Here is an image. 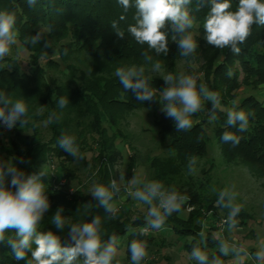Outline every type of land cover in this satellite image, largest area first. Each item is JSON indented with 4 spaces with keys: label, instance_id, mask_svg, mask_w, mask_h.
Listing matches in <instances>:
<instances>
[{
    "label": "trees",
    "instance_id": "1",
    "mask_svg": "<svg viewBox=\"0 0 264 264\" xmlns=\"http://www.w3.org/2000/svg\"><path fill=\"white\" fill-rule=\"evenodd\" d=\"M231 3L235 10L238 0H231ZM4 8L16 12L18 41L22 48L26 49L28 56L24 61L13 60L12 57H6L0 61V90L7 92L14 100L24 98L29 115L37 123L46 120L52 111L61 115L58 122L47 125L51 135L46 140H43L40 135L39 127L34 128L31 124L20 126L18 123L16 127L8 130L14 157H22L28 161L23 168H20L26 175L36 172L41 164L54 162L57 158L63 177L70 176L71 168L65 165L64 160L69 162L72 156L60 149L57 144L61 133L75 135L80 152H96L99 157L112 164L116 158V154L111 152L112 148H116L115 135L122 136L119 129L112 131V127L117 123V112L122 113L140 107L153 109L157 113L155 125L158 128L160 141L165 142L163 143L165 147L176 152V157L171 159L195 156L206 151L205 143L208 136L205 126L209 123L210 102L205 104L202 111L191 117L193 120L191 130L177 132L174 121L167 118L161 111L158 101L159 92H157L158 99L154 102H139L131 91H124L119 79L115 76V69L118 67L134 65L139 60L144 62L143 52H148L153 57V61L161 63L172 64L181 58L178 46L171 41L170 36L168 55L163 53L157 55L147 45H140L134 40L127 32L128 25L135 23L134 7L125 12L118 0H37L35 7H29L27 0H0V9ZM207 11L208 9L205 8L200 12H192L201 25L200 28H193L192 31L201 33L195 37L200 45L199 48L209 52V56L202 64L205 83L210 90L220 93L222 108L228 105L229 99H233V97L229 98L230 90L236 92L237 89L238 92L241 85V79H238L239 72L235 70V62L243 69L244 84L264 83V27L253 25L252 34L239 45L241 52L238 55L233 54L230 49H225L221 53L219 49L208 45L203 39L202 23ZM121 15L125 16L122 21ZM112 21H117L120 28L125 31L124 39L117 37L110 26ZM49 28L51 30L45 34L44 39L51 41L53 49L59 50L60 55L55 60L51 56L54 50L44 49L43 40L35 46L23 44L25 38H30L41 29ZM65 49H67V55L64 54ZM86 57L88 61H91L88 67L83 64V59ZM46 67L49 69L65 67L64 78L58 86L52 82ZM229 69L234 73L231 78L227 75ZM50 81L52 84L49 83ZM150 85L158 90H163L165 87L163 80L156 77H153ZM259 90L260 87L257 88L256 93L247 94L236 101L239 109L246 113H254V116L249 117L247 131L238 132L235 128L227 127L225 110L218 111V119L212 123L214 124L213 134L226 157H239L264 174V93L260 94ZM54 92L55 100L52 99ZM61 96L69 99L68 105L62 110L56 106V101ZM40 106L46 107L45 111L42 114L33 115L38 112ZM232 106L231 101L230 108ZM3 128L6 127L0 124V131ZM108 130L111 132L110 135ZM224 131L234 132L241 138L240 143L235 146L224 143L221 140ZM153 166L155 175L152 179L162 182L167 180L165 184L171 185L169 181L173 179L174 172L169 169L171 163L168 159L154 161ZM103 174L107 176L105 167ZM103 180H105L104 177ZM47 195L53 202L59 201L69 208L72 207L70 213L76 208L83 211L77 223L91 222L96 215L104 219L106 215L104 208L99 206L94 198L83 197L84 207L77 198L69 199L68 194L62 189L49 190ZM194 204L195 201L191 203V205ZM213 209L214 211L217 209L216 205ZM183 210L184 207L181 211ZM214 211L211 212V219L207 222L205 229L202 227L201 220L207 215L202 209L195 208L185 219L177 216L179 212L167 218V226L171 227L178 241L183 239L182 249L187 254L190 255L193 244L201 239L199 233L203 231L207 236V246L201 245V247L209 256L213 253L220 255L217 241L213 239L216 236L214 230L218 229L214 222L219 219V215ZM53 215L51 213H48V216L45 215L40 224V230H52L64 241L67 239V223L63 232L55 229L52 225ZM144 220L145 217L129 219L117 213V217L110 220L113 226L105 231L106 234L102 239L107 240L115 233L119 238L118 252L124 259H130L128 246L132 239L146 240L148 251L153 246L164 247L167 244L164 237L151 233L144 236L138 234V230L146 224ZM238 221V224H244L246 219ZM130 229L132 231H129ZM14 234V230L6 232V236ZM221 258L225 261L229 259V257ZM27 259H31L30 253L27 254ZM0 264H27V260L15 261L6 243H0ZM120 264L125 263L120 262Z\"/></svg>",
    "mask_w": 264,
    "mask_h": 264
},
{
    "label": "clouds",
    "instance_id": "2",
    "mask_svg": "<svg viewBox=\"0 0 264 264\" xmlns=\"http://www.w3.org/2000/svg\"><path fill=\"white\" fill-rule=\"evenodd\" d=\"M118 3L127 12L129 8H135V23L128 25L127 32L140 45L147 47L159 55L169 53V36L176 43L179 55L184 58L195 57L196 50L200 46L196 40L193 28H200V23L192 12H200L207 8L203 17V39L208 45L219 49L221 53L230 49L233 54H239L243 44L252 34L253 25L264 27V0H238L233 10L231 0H118ZM29 7H35L37 0H27ZM125 16L121 15L120 20ZM17 14L9 8L0 9V61L6 57L19 60L25 48L17 47L15 53L13 47L18 45L19 31L16 28ZM111 28L117 37L124 39L125 31L117 21H112ZM51 29H41L30 38H25L24 45H37L43 40L44 49H53L52 43L44 39ZM52 59L59 57L58 49H53ZM67 55V49L64 50ZM144 63L140 66H121L115 69V76L119 79L125 92L131 91L139 102H154L158 99L161 111L174 121L177 132L188 131L193 127L192 116L210 102L208 110L209 122L218 119L217 112L224 111L221 108V96L217 91L210 90L203 82V74H186L181 71L178 74H161L162 65L159 61H153L148 52L142 53ZM151 65L150 67H146ZM153 74L162 77L165 87L158 90L150 85ZM227 75L231 78L234 73L229 69ZM52 99L55 100V92ZM69 99L61 96L56 101L59 109H64ZM46 107L40 106L37 113L42 114ZM225 124L229 128H235L238 132H245L249 127V117L254 113H246L239 109L238 102L226 110ZM61 115L55 111L49 113L43 121L45 126L58 122ZM19 123L20 126L39 127L40 125L29 115L28 105L24 98L12 99L5 91L0 90V124L8 130L13 129ZM240 137L231 131H224L221 140L231 143L233 146L240 143ZM77 138L72 134L61 133L57 144L60 149L74 158V161L84 160L76 142ZM174 154V153H173ZM15 161V162H14ZM22 157H13L7 160L0 158V243H6L15 261L27 260V264H120L118 256L119 238L113 233L107 240L105 236L104 220L117 217V207L114 200L120 196L121 183L125 180L124 173L119 180L112 179L108 185L93 182L90 195L105 210L104 220L96 215L91 222L68 223L67 239L62 241L60 235L54 231H41L40 224L44 220L45 213L50 209V201L47 195L48 184L44 178L49 176L45 167L38 172L26 175L18 164H25ZM197 159L194 156L188 158V172H196ZM134 175L124 184V192L135 203V207L146 206V224L138 230L140 236L146 235L150 229L160 231L165 228L167 218L173 213L182 210L189 197L181 194L175 186H165L156 179L149 180L142 176L137 168L133 169ZM120 181V182H118ZM210 191L215 193V204L221 209L227 210V216L223 223L227 225V231L232 233L237 230L238 215L244 205L237 202L238 192L235 185L231 188L217 190L213 186ZM78 211V210H77ZM63 208H58L52 216V225L62 232L66 227V217L62 215ZM14 230V235L6 236V232ZM129 231H132L131 229ZM200 240L193 244L189 259L196 264H245L251 259L253 264H264V240H261L255 252H249L244 244H238L222 236H214L220 255L213 253L211 256L201 247L207 246L205 232L199 233ZM35 245V247H33ZM128 251L131 264H142L148 257V242L142 239H132ZM30 253L31 259H27ZM221 257H231L225 261Z\"/></svg>",
    "mask_w": 264,
    "mask_h": 264
},
{
    "label": "rangeland",
    "instance_id": "3",
    "mask_svg": "<svg viewBox=\"0 0 264 264\" xmlns=\"http://www.w3.org/2000/svg\"><path fill=\"white\" fill-rule=\"evenodd\" d=\"M17 47H22L19 41L18 45L13 47L14 53ZM27 56L26 51H23L19 61L26 60ZM207 56H209V52L198 47L195 57H181L172 64L160 62L162 65L161 74L171 72L175 75L181 71L186 74L202 73L203 82L205 83L202 64ZM143 63V61L139 60L134 65L140 66ZM83 64L86 65L85 67H88L91 65V61H88L86 57L83 59ZM150 66L147 65L146 67ZM234 66L235 70L239 72L238 79H241V85L238 92L236 89V92L233 90V93L230 90V93H228L229 98L233 97V99H229L228 105L222 107L225 111L230 108L231 101L233 104L240 97L250 93L254 94L259 87V93H264V83L255 82L254 85L249 83L244 84L242 82L244 78L242 67L237 62H235ZM46 70L52 78V82L57 86L62 82L64 78L63 73L66 72L65 67L61 69H49L46 67ZM153 77L163 80L162 77L156 76L155 74H153ZM52 82L50 81L49 83L52 84ZM117 114V123L112 127V131L119 129L118 131L121 132L122 136L115 135L117 137L114 145L116 148H112L113 150L111 151L112 154H116L114 162L112 164L108 161L106 162L96 152L81 151L84 155L83 161L76 162L73 157L69 162L64 160L65 165L71 168H69L71 172L68 178L63 177V171L58 166L57 158L54 162L43 163L36 169V172L41 167L47 169L49 176L44 178L45 183L48 184L47 191L62 189V191L68 194L67 197L69 199L75 197L85 207L83 197L93 198L90 195V188L94 181L108 185L112 179L119 180L121 173H124L125 180L127 181L134 175L133 169L135 168H137L142 176L152 180V177L155 175L153 162L167 158L168 162L171 163L169 169H172L174 172L173 179L169 181L171 185L168 186H175L181 194L189 197V200L184 203V210L179 212L177 216L185 219L188 217V213L195 208L202 209L204 214L207 215V217L201 220L202 227L205 229L208 225L207 222L211 219L210 214L214 211L213 208L216 205L215 201L217 199L216 194L212 193L210 189L215 186L217 190H220L231 188L235 185V191L239 193L237 202L244 205L237 220L246 219V222L244 224H238L237 230L229 233L227 231V225L223 223L227 216V210L216 206L217 209L214 212L219 215V219L214 222V225L218 228L214 230V233L216 236H222L238 244H244L249 252H255L257 250L260 241L264 240V174L257 167L239 157H226L221 149L220 143L213 134V123L209 122L205 126L208 136L205 143L206 151L194 156L197 159L195 165L196 172L189 174L187 165L190 156L173 158L174 160L171 159L175 156L176 152L165 147V142L160 141L158 128L155 125L157 113L153 109L140 107L122 113L117 112ZM38 124L40 125L39 130L41 131L40 135L43 140L48 139L51 135L50 130L43 124V121H40ZM0 133V158L5 160L13 158L14 153L10 146L8 129L3 128ZM110 133L108 130L109 135ZM18 165L19 168L24 167V164ZM104 167L106 168L107 176L103 174ZM103 177L105 180H103ZM126 181H118L121 183V193L114 200L117 213L129 219L145 217L147 211L146 206L140 208L135 207L136 202L124 192V184H126ZM166 182L167 180H163L164 184ZM165 186L167 185L165 184ZM48 198L50 201V209L45 215L48 216V213L55 214L58 208H63L62 215L67 218V224L72 222L77 223L79 221L83 211L76 208L70 213L72 207L69 208L59 201L53 202L49 195ZM193 201H195V204L191 205ZM112 226L113 224L110 220H104V231L109 230ZM148 233L164 237L167 244L164 247L153 246L148 251L149 255L142 264H196L195 261L189 259V254L182 249L183 239L178 241L173 230L167 224L160 231L150 229ZM117 259L121 263L131 264L130 259H124L120 252H118ZM250 262V264H253L252 261Z\"/></svg>",
    "mask_w": 264,
    "mask_h": 264
},
{
    "label": "crops",
    "instance_id": "4",
    "mask_svg": "<svg viewBox=\"0 0 264 264\" xmlns=\"http://www.w3.org/2000/svg\"><path fill=\"white\" fill-rule=\"evenodd\" d=\"M231 259V257L229 258V259H227L226 261H228V260H230ZM251 259H247L246 261H245V264H250L251 262Z\"/></svg>",
    "mask_w": 264,
    "mask_h": 264
},
{
    "label": "built area",
    "instance_id": "5",
    "mask_svg": "<svg viewBox=\"0 0 264 264\" xmlns=\"http://www.w3.org/2000/svg\"><path fill=\"white\" fill-rule=\"evenodd\" d=\"M64 182V181H63Z\"/></svg>",
    "mask_w": 264,
    "mask_h": 264
}]
</instances>
